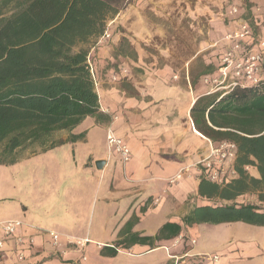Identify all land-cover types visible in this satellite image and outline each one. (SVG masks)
I'll return each mask as SVG.
<instances>
[{"label":"crops","instance_id":"obj_1","mask_svg":"<svg viewBox=\"0 0 264 264\" xmlns=\"http://www.w3.org/2000/svg\"><path fill=\"white\" fill-rule=\"evenodd\" d=\"M249 2L254 3L251 8L254 15L258 14V9L260 12L262 10L257 16L264 20V0L258 2V8L254 7L256 4L254 0ZM224 18L226 24L233 23V28L238 25L236 21H232L235 19L229 17L227 12ZM106 49V44L99 43L92 52L94 56L102 58L96 61L95 57H92L97 85L99 82L97 66L108 57ZM208 61H210L209 58L205 62ZM213 70L214 68L201 75L199 71L191 77L196 81V77L199 76V96L206 90L202 84V77L211 74ZM184 80L192 92L187 69ZM178 87L175 84L163 85V93H159L160 97L156 93L152 100L138 99L134 96L136 93L127 96V91L123 88L124 99L121 103L113 104L105 97L109 92H115L118 95L120 88L110 89L100 84L97 94L99 97L101 94L104 96L103 101L99 98L100 107L118 105L119 113L122 114L114 123V127L117 136L129 148L130 158L125 164H118L116 160L119 158L117 159L116 153H109L107 148L99 150L95 146L97 132L105 131L106 140V127L92 116L83 119L91 118L90 126L94 125L92 129H89L90 126L78 129L82 120L70 130L54 131L49 140V143L55 142L53 147L31 153L29 148L20 150L17 152L20 158L18 157L16 163L0 164V197L9 190L10 180L2 170L18 164L20 160L24 161L27 167L21 181V185L25 184L24 190L27 194L26 204L22 206V210L19 213H11L8 211L9 206H4V203L0 206V216H3L0 218V224L12 219L23 223V227L16 233L23 243L17 245L14 237H4L0 226V240L3 239V245L0 248V264H81L83 261L79 258L75 246L69 242L83 238L89 241L86 245L91 244L96 248V256L103 261L115 264L130 262L136 264H250L258 257L264 261L262 242H259L258 238L245 234L248 228H251L249 226L257 225L241 221L219 224L201 222L192 225H183L181 222V218L194 206L211 204L210 200L203 199L197 194L198 175L203 174V169L201 166L197 167L196 163L207 154L208 143L207 138L194 128L190 115L188 114V125L192 140L190 149L187 147L185 149H188V153L193 154L194 158L189 162H183L174 156V158L162 156L161 154L182 152L183 147L177 144L181 137L177 139V136H168L170 138H167L168 132L155 135L151 125L157 118L162 119L172 112L179 96L180 100L183 98L184 101L187 100L186 95L182 97L183 94ZM132 89L134 90L133 87ZM130 99H134L132 110ZM161 100H166L162 106L159 105ZM195 100L196 98L191 96L187 102V113ZM130 111L131 113L137 111L136 115L141 117V123H138L139 128L126 120L125 114ZM180 114L181 112L177 111L175 120L178 121L181 118ZM161 127L165 129L167 126ZM156 137L163 139L157 143L153 140ZM58 140L62 142L58 143ZM154 141L155 144L152 146L151 142ZM80 145H84L85 149L81 157L77 153ZM64 149L66 151H62ZM98 160H104L100 169L95 165ZM194 161L195 163H192ZM187 163L194 164L193 168L189 167L191 173L176 183H168L167 179ZM248 171L252 176L258 177L254 168H249ZM242 196L236 198L237 203H242L240 201ZM189 201L195 202L189 205ZM221 203L225 201H220ZM92 206L96 208V220L93 227L89 224L94 220L93 216L91 218L89 215ZM133 217H137V221L132 225L131 232H138L141 236L151 237L153 240L119 246L114 256L101 255L102 249H108L105 248L107 246L112 247L117 240L125 236H119V230ZM165 222L179 223L181 225L179 235L174 238L154 239ZM48 232L59 235L58 246L53 245ZM261 235H264V232L263 234L259 232L260 237ZM29 238L33 240L30 247L28 246ZM19 249H23L25 255L23 261L18 259ZM206 255H215L217 260H209L205 258Z\"/></svg>","mask_w":264,"mask_h":264},{"label":"trees","instance_id":"obj_2","mask_svg":"<svg viewBox=\"0 0 264 264\" xmlns=\"http://www.w3.org/2000/svg\"><path fill=\"white\" fill-rule=\"evenodd\" d=\"M131 2L0 0V164L16 163L17 152L35 144L41 150L53 147L49 138L54 131L70 130L87 116L108 120L94 88L92 52L107 32V22ZM252 6L249 3L247 11ZM245 9L242 17L249 19ZM262 23L252 16L250 26L257 31ZM261 34L264 37V28ZM219 55L216 51L214 61L204 63L200 75L215 67ZM189 113L194 128L212 144L231 142L235 151L229 173L219 181H211L204 171L199 178L198 196L215 203L194 206L182 224L241 221L264 226L261 207L236 202L246 194L264 202V81L232 87L223 95L203 91ZM136 221L129 219L119 230V236H125L100 254L114 256L119 246L153 240L131 232ZM180 231L179 223L165 222L154 239L174 238Z\"/></svg>","mask_w":264,"mask_h":264},{"label":"rangeland","instance_id":"obj_3","mask_svg":"<svg viewBox=\"0 0 264 264\" xmlns=\"http://www.w3.org/2000/svg\"><path fill=\"white\" fill-rule=\"evenodd\" d=\"M254 1L257 4L254 7L258 8L260 0ZM249 3H251L249 0H132L125 9L107 22V32L110 35L99 43L106 44V55L108 57L97 66V76L102 86L110 89L114 87L120 88L118 95L115 92H109L105 97L107 100H111L113 104L115 102L121 103L124 99L123 88L126 89L127 92L124 91L127 96L136 93L134 96L138 99L152 100L156 93H158V96L159 93H163V85L172 86L174 84L179 86L178 89L182 92V97L184 95L187 97V100L184 101V98L180 100L179 96L178 104L174 103L175 106H173L171 113L166 114L162 119L157 118L155 123H151L155 135L168 132L167 138H170L168 136H177V139L181 137L177 144L183 147L182 152L161 154L162 156H174L183 162H189V160L194 158L193 154L188 153L192 138L190 136V126L188 125V114L190 115V113L186 112V108L191 96L192 98H197L200 94L199 76L196 77L195 83L191 84V92L188 89L186 80H184L185 70H188L191 81V77L204 67L207 58L211 60L214 57L218 46H213V44L221 35L233 28L232 22L229 24L224 22V15L231 6H237L240 9V13L246 8V14L249 17H252V15L258 17L257 15H260L262 12V10L260 12V9L257 10V15H254L252 11H247ZM253 4L251 3V5ZM238 15L231 16V18L235 19L232 21H237ZM261 25V28L255 31V34L261 35V30L264 28V20ZM122 38H125L127 42H121ZM119 51L124 52L126 55L122 56ZM94 57L96 61L102 59L101 57ZM95 80L94 88L98 92L100 84L98 82L97 85V79ZM99 98L103 101L104 96L101 94L100 97L98 96ZM130 100L132 102L130 104L132 105V110L134 99ZM164 102L166 100H161L159 105L162 106ZM117 107L118 105L100 107V112L108 117L106 121L100 120V124L106 127V131L109 128L114 132L116 131L114 123L122 115ZM135 108H137L136 104ZM177 111L181 112V118L178 121L174 117ZM131 112L125 114L126 120L134 123L136 128H139L138 123H141V117L136 115L137 111L133 112L134 114ZM91 123V118L88 117L79 124L78 129L89 128ZM162 125L167 127L163 129ZM92 126L94 127V125H91L89 129H92ZM97 134L95 146L99 150L107 148L105 131L104 133L97 132ZM162 139V137L153 138L157 143ZM155 141L151 142L152 146H154ZM186 147L188 149H185ZM39 150L41 149L37 144L29 147L30 153ZM62 151H66V149ZM83 152H85L84 145L78 146L77 153L79 157L82 156ZM118 158L119 156H117ZM116 161L118 164L122 163L120 158ZM192 163H195V161ZM183 166L193 168L194 164L187 163ZM196 166L199 167L200 164H196ZM229 166V164L225 165V171L228 170ZM9 167L2 170L10 180L9 190L5 195H2L3 197H0V206L4 203V206H9V212L19 213L27 200V194L24 190L25 184L21 185L22 177L26 173L27 167L26 163L21 160L18 164ZM188 173H191L189 169L183 173L182 178L184 179V177L188 176ZM226 174H228V171ZM198 177L200 178L201 175H198ZM240 201L257 204L264 210V202H259L255 194L243 195ZM194 202L189 201V205H193ZM209 202L213 204L215 200H210ZM89 215L91 218L93 216V223H89L93 227L96 220V208L94 209V206L91 207ZM249 227L251 228H248L245 234L252 238H258L259 242L264 245V235L259 236V232L263 234L264 226L262 228H252L258 226ZM95 249L91 244L86 245L82 249L86 260H82L83 263L81 264H115L114 262L103 261L96 256ZM78 254L80 256L79 252ZM262 261L261 257H258L250 264H264V261ZM129 264L136 263L130 262Z\"/></svg>","mask_w":264,"mask_h":264},{"label":"built area","instance_id":"obj_4","mask_svg":"<svg viewBox=\"0 0 264 264\" xmlns=\"http://www.w3.org/2000/svg\"><path fill=\"white\" fill-rule=\"evenodd\" d=\"M242 13V11H241ZM240 9L237 6H231L227 11L229 17L239 14L236 19L238 25L232 30L226 32L220 37L213 46H218L220 53L214 70L211 74L202 77V84L206 87L205 94L222 92V95L235 86H245L257 84L264 81V37L255 34L250 26L251 18L242 17ZM253 16V15H252ZM254 17V16H253ZM109 33L101 37L100 41L109 37ZM219 44V45H218ZM215 56L208 62L214 61ZM95 81L94 71L91 68ZM115 78V77H114ZM95 83V82H94ZM107 150L109 153H116L122 164L129 161L130 152L128 146L117 134L111 129L106 131ZM208 151L196 164H200L203 171L207 173L211 181H219L226 174L224 167L226 164L231 165L234 158L235 145L231 142L223 141L218 144H212L207 139ZM230 167V166H229ZM189 169L187 166L180 167L178 171L167 179L168 183L173 184L182 179L183 173ZM233 172H230L232 174ZM156 202V200L154 201ZM4 237H14L15 244H22V239L17 236V231L23 227L20 220L12 219L0 224ZM52 239L53 245L58 246L59 235L54 232H48ZM88 239L83 238L77 241H71L80 253L79 258L85 260L82 253L83 247L88 243ZM194 242V241H192ZM33 244L32 238L28 239V246ZM3 245V239L0 240V248ZM18 259L23 261L25 255L23 249L18 251ZM209 260H217V256L206 255Z\"/></svg>","mask_w":264,"mask_h":264},{"label":"water","instance_id":"obj_5","mask_svg":"<svg viewBox=\"0 0 264 264\" xmlns=\"http://www.w3.org/2000/svg\"><path fill=\"white\" fill-rule=\"evenodd\" d=\"M104 163V160H98L96 161L95 165L97 166V168H101L102 167V164Z\"/></svg>","mask_w":264,"mask_h":264}]
</instances>
